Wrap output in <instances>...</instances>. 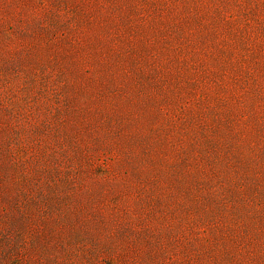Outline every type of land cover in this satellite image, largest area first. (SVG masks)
Instances as JSON below:
<instances>
[{
  "label": "rangeland",
  "instance_id": "374dc122",
  "mask_svg": "<svg viewBox=\"0 0 264 264\" xmlns=\"http://www.w3.org/2000/svg\"><path fill=\"white\" fill-rule=\"evenodd\" d=\"M0 264H264V0H0Z\"/></svg>",
  "mask_w": 264,
  "mask_h": 264
}]
</instances>
